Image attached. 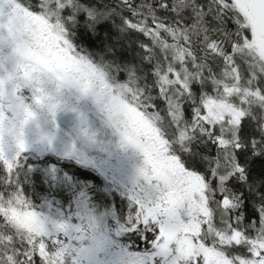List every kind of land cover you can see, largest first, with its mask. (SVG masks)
<instances>
[{
	"label": "snow or ice",
	"instance_id": "6c2138e0",
	"mask_svg": "<svg viewBox=\"0 0 264 264\" xmlns=\"http://www.w3.org/2000/svg\"><path fill=\"white\" fill-rule=\"evenodd\" d=\"M0 264H264V0H0Z\"/></svg>",
	"mask_w": 264,
	"mask_h": 264
}]
</instances>
